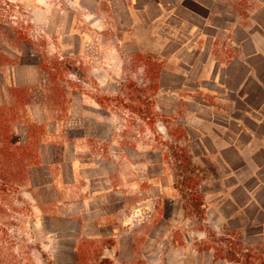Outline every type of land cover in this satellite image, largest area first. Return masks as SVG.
<instances>
[{
  "label": "rangeland",
  "instance_id": "obj_1",
  "mask_svg": "<svg viewBox=\"0 0 264 264\" xmlns=\"http://www.w3.org/2000/svg\"><path fill=\"white\" fill-rule=\"evenodd\" d=\"M220 246L264 264V0H0V264Z\"/></svg>",
  "mask_w": 264,
  "mask_h": 264
},
{
  "label": "trees",
  "instance_id": "obj_2",
  "mask_svg": "<svg viewBox=\"0 0 264 264\" xmlns=\"http://www.w3.org/2000/svg\"><path fill=\"white\" fill-rule=\"evenodd\" d=\"M123 97L122 94H118L116 95L114 98L116 101L121 100ZM124 100V99H123ZM122 101V100H121ZM122 103V102H121ZM152 102H147V104L143 105L142 100L138 101V103H134L133 105H129L127 106L126 104L124 106H126V108H128L131 113L133 115H135V117L141 121H147L148 123H151L152 126H154V124L156 123V113L154 111V108ZM196 176L195 174L191 173V172H180L178 173V178H177V183H176V187L181 189V185L185 184L186 182L189 183H195L196 180ZM182 196L184 198V211L186 216H191V215H195L199 220H204V203L202 201V197L200 196V193L198 190H192V192L188 191H184L183 189L181 190ZM195 193V194H194ZM194 194V197H192ZM207 232V227L204 228ZM208 237V236H207ZM219 240L222 243H224L225 241H227L223 236L219 237ZM214 251V255L217 256V252H220V256L230 262H236L238 264H250L249 260L247 261V258H250V255H246V259L245 261L241 260V258L239 257V255H243L241 254V252H238V250H234L232 247L227 248L226 250H224L223 246H220L219 249L213 248ZM229 249V250H228ZM216 252V253H215Z\"/></svg>",
  "mask_w": 264,
  "mask_h": 264
},
{
  "label": "crops",
  "instance_id": "obj_3",
  "mask_svg": "<svg viewBox=\"0 0 264 264\" xmlns=\"http://www.w3.org/2000/svg\"><path fill=\"white\" fill-rule=\"evenodd\" d=\"M198 254H199V253H198ZM200 257H201V256H200V254H199V256H198V261H199V263L201 264V258H200ZM210 259L212 260V256H211ZM166 261L168 262V264H173V263L175 264L176 261H177L176 264H183V263H184V261H181L180 256L177 258L176 261H174V259H172L171 262H170V259H168V258H167ZM181 262H183V263H181Z\"/></svg>",
  "mask_w": 264,
  "mask_h": 264
}]
</instances>
